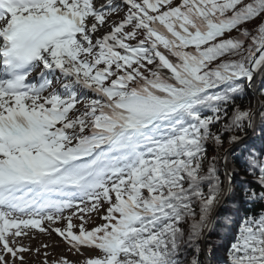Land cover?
Returning <instances> with one entry per match:
<instances>
[{
  "label": "snow or ice",
  "instance_id": "snow-or-ice-1",
  "mask_svg": "<svg viewBox=\"0 0 264 264\" xmlns=\"http://www.w3.org/2000/svg\"><path fill=\"white\" fill-rule=\"evenodd\" d=\"M33 259L264 264V0H0V264Z\"/></svg>",
  "mask_w": 264,
  "mask_h": 264
},
{
  "label": "rangeland",
  "instance_id": "rangeland-1",
  "mask_svg": "<svg viewBox=\"0 0 264 264\" xmlns=\"http://www.w3.org/2000/svg\"><path fill=\"white\" fill-rule=\"evenodd\" d=\"M41 241L56 245L54 249H50L51 251L54 252V254L62 253L65 250L63 243L59 240V238L56 235H52L49 237L47 235L38 234L37 239L32 241V244L33 246H36ZM31 264H39V260L33 259L31 261Z\"/></svg>",
  "mask_w": 264,
  "mask_h": 264
},
{
  "label": "trees",
  "instance_id": "trees-1",
  "mask_svg": "<svg viewBox=\"0 0 264 264\" xmlns=\"http://www.w3.org/2000/svg\"><path fill=\"white\" fill-rule=\"evenodd\" d=\"M225 147H227V145H225ZM221 254H222V252H221Z\"/></svg>",
  "mask_w": 264,
  "mask_h": 264
}]
</instances>
